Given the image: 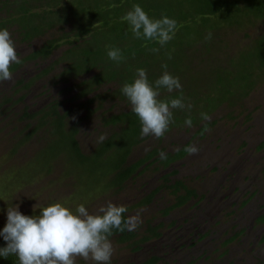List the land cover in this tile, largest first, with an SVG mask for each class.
<instances>
[{
  "label": "rangeland",
  "instance_id": "1",
  "mask_svg": "<svg viewBox=\"0 0 264 264\" xmlns=\"http://www.w3.org/2000/svg\"><path fill=\"white\" fill-rule=\"evenodd\" d=\"M50 1L0 0V29L11 33L20 57L46 41L56 42L46 58L25 60L12 71L11 81L0 83V230L6 224L8 206L19 204L22 214L32 216L55 202L73 211L83 203L90 213L112 202L126 206L127 217L139 212L142 223L130 231L132 236L126 241L110 237L114 249L111 264H138L152 255L159 258L153 264H264V221H258L264 213V67L258 66L253 43L264 31V20L238 11L228 16L208 15L202 22V15L194 14V0H180L183 9L193 15L178 19L170 42L171 50L175 49L171 59L155 61L151 54L141 53L142 57L126 58L120 67L110 60V74L116 71L126 76L124 65L136 73L141 64L153 82L166 63L168 72L179 77L185 101L193 105V127L184 125L187 111L174 110V123L163 139L149 136L129 145L132 136L127 124L103 121V117L130 111L120 84L102 82L86 90L87 94L77 95V89H66L70 83L54 81L65 71L62 51L73 40L91 37V33L76 37L73 32L82 21L79 8H88L93 0ZM159 1L166 0H156L157 4ZM67 2L75 13L66 7ZM151 3L140 2L143 10H149ZM28 10L42 13L51 23L29 41H21V30L28 31ZM157 10L162 12L160 6ZM209 32L212 39L206 42ZM127 39L133 43V36ZM94 41L88 39L90 44ZM42 68L47 71L41 73ZM105 69L99 74H107ZM97 72L93 67L70 82ZM19 80L27 86L21 87ZM167 94L162 91L161 96ZM71 96L77 102L94 97L86 104L88 110L69 113L63 126L41 116L55 100L59 101L58 112H64L75 103ZM197 110L211 116L201 132L197 129L203 121ZM71 130L84 155L81 158L71 147ZM117 130L97 143L100 135L108 137ZM185 143L195 144L199 153H185L160 165L161 151L172 153ZM128 146L124 162L117 167ZM152 152L157 153L147 158ZM130 165H134L130 174L118 177L119 170ZM176 180L193 189L196 197L167 209L175 199L166 185ZM148 225L158 235L151 236ZM147 234L150 237L141 240ZM5 246L0 237V247ZM76 264L91 262L77 259Z\"/></svg>",
  "mask_w": 264,
  "mask_h": 264
},
{
  "label": "clouds",
  "instance_id": "2",
  "mask_svg": "<svg viewBox=\"0 0 264 264\" xmlns=\"http://www.w3.org/2000/svg\"><path fill=\"white\" fill-rule=\"evenodd\" d=\"M120 19L127 23L134 39L159 45L148 49L153 54H158L174 39L178 28L177 21L167 15L162 14L159 19L150 18L139 4H133ZM211 39L212 33L209 32L205 41ZM106 50L108 59L117 66L125 61L121 49L106 45ZM171 58L169 53L168 59ZM21 63L11 33L0 29V83L11 81L12 66ZM161 67L163 72L154 82L149 81L146 69H136L133 81L125 82L120 89L131 112L139 120L141 139L149 136L163 139L174 123V110L187 111L189 115L184 125L193 127L190 115L193 105L185 101L179 77L168 72L166 63ZM162 91L168 94L179 92L180 95L161 99ZM200 119L209 122L211 116L201 112ZM105 139L106 135H100L97 143ZM184 151L196 155L200 149L195 144H189ZM159 156L161 160L167 159L163 151ZM19 207V204L7 207L6 224L0 230V237L6 244L0 247V257L7 259L15 256L18 264H76L77 259L90 261L91 264H111L114 249L110 237L113 232L133 231L142 223L139 212L126 218L127 207L112 202L99 207L95 213H90L83 203L73 211L55 202L40 208L39 215L32 216L22 214ZM36 209L37 205L33 211Z\"/></svg>",
  "mask_w": 264,
  "mask_h": 264
},
{
  "label": "trees",
  "instance_id": "3",
  "mask_svg": "<svg viewBox=\"0 0 264 264\" xmlns=\"http://www.w3.org/2000/svg\"><path fill=\"white\" fill-rule=\"evenodd\" d=\"M141 1L142 0H93L90 2V6L88 8L80 7L79 9L81 10L79 12H81L82 21H80L76 26H74L75 31L73 32V36L79 37L91 33L90 34L91 37L88 38L89 35L86 38L82 36L81 39L73 40L72 42L68 38H65L67 43L71 42L68 48L62 51V58L66 61L63 67L65 71L59 72L58 76L55 77L54 81L55 82L63 81L65 83H70L69 85L71 86L67 87L66 89H70L71 87L72 89H77L78 90L77 95L87 94L86 90L89 91L90 88L94 86L96 87L102 82L114 81L118 85L120 84L119 90L121 89V87L125 82H129V83L132 82L135 77V70L131 71L132 69L130 68L131 69L130 70L127 65H124L125 68H123L124 72L127 71L126 76H124V74L119 75L118 72L115 73L116 71L112 72V74L108 72L110 68L109 66L111 64L109 63L110 60L107 57L106 45H110L121 49L125 58H129L130 56H135L136 58L142 57L141 53H143L144 56L146 57H148V55L151 54L153 60L157 61L159 59L167 58L169 53H171L172 56L175 49L174 51L171 50L172 47H170L171 46L170 42L164 48H162L158 54H153L148 49L152 47H159L158 44L137 40L134 38L132 44H130V42L127 41L128 37L129 38L132 37L131 36L132 33L129 30V26L127 25V23L121 22L120 18L123 15H125L127 11L131 9L133 4L141 5L140 4ZM185 1L187 2V0ZM194 1H195L194 14L198 13L202 15L201 18L202 22L208 18V15L214 16L217 13L218 14L224 13L225 16H228L229 13H236L238 11L240 12L242 11L247 14L249 13L254 17L264 20V0H194ZM50 2H54V0H51ZM67 4L68 6H66ZM67 4H65L64 6H66L69 10L71 9L72 10V11L70 10L71 12L75 13L74 6L72 5V3L67 2ZM113 5H115V7H113ZM184 5L185 4H182L180 0L159 1L158 4L156 0H152V3L148 5L150 9L149 10L145 9L144 11L149 15L150 18H154V19H159L161 18L162 14L167 15L172 12L174 13V16L170 17L167 15L169 18L175 19L176 21H178V19L185 20L186 18L191 17L190 15L193 14L186 11V9H183V7L186 8ZM158 6L162 8L161 13H159L157 10ZM49 12L50 11H45V14ZM41 14L28 10V19L30 21L28 24V31L25 30L24 32H22L21 30L20 32L21 41H29L32 37L39 34L43 30V28L45 29L46 26L50 25L51 20H48V18L44 19V17L42 16L43 14L42 15ZM41 17H43L44 22L41 20ZM40 24H41V28H40ZM2 25L3 23L0 22V26ZM94 28H96L95 32H94ZM91 30L92 32H90ZM63 35L67 37L66 33H63ZM93 38L95 39L94 43L93 44L88 43V39L91 40ZM55 43H56L55 40L52 39L44 42L39 48L34 49L28 54L20 57L22 63L27 59L35 60L37 58L38 59L46 58L51 48L55 45ZM253 43L256 45L255 49L257 53L255 56L258 66L264 67V31L260 36H258L254 40ZM145 44H147V47H145ZM76 55H78L79 58L75 57ZM146 57H143V59L144 60L148 59ZM73 62L75 63V65L74 67H71L70 65H72ZM19 65L14 64L11 68V71L16 70ZM137 65L138 68H140L141 64H137ZM93 67L98 69V72L96 74H93L89 78L82 79L77 83L70 82V79L72 77L81 75L82 73L89 71ZM105 67L108 68L105 69L107 71V74H105L104 76L100 75L99 72ZM45 71H47L46 68L40 69L41 73H44ZM18 82L21 83V80H19ZM20 85L21 87H26L27 83L25 84L21 83ZM169 95H171V97H176L179 96V93L167 94L166 96H161V99L167 98L169 97ZM70 98L74 100L76 97L71 96ZM92 98H88L85 102H77L74 100L75 103L72 104L68 109H66L62 113H59L58 110L56 109L57 105L59 104L58 103L59 101L55 100L48 104L47 107L48 109L45 112H43L41 116L44 118L48 116L51 119L50 121L54 122L59 126L60 125L63 126L64 119L69 113H73L79 109L88 110V105L86 104L90 102ZM201 112H206V111H201ZM201 112L200 111L196 112L198 118L200 117ZM26 116L30 117L32 115L26 113ZM191 118L193 120V116H191ZM103 121L107 124L109 123L117 124L120 122L127 124L126 129L128 130V134L132 136L129 145L136 143L140 139L141 126L138 118L136 117L135 114L131 112V110L128 112H119L117 114H112L110 116L103 117ZM205 124H206L205 122L201 123V125L198 126L197 131L201 132L204 129ZM118 131L119 130L113 131L112 134H110L107 138H111ZM68 134L70 135L69 137L70 143L74 153L78 155V157L80 158L83 157L84 155H82L79 152L77 144L73 138V130L69 131ZM186 146L188 145L185 143L172 153L166 152L167 155L166 160H161L159 156L158 158L160 160L159 162L160 165L166 166L170 162L180 159L186 153L184 151V148ZM261 146L262 144H260V147ZM129 149L130 146H128V149L123 151V155H121L117 167H120L122 165V163L124 162L125 155L128 153ZM156 153L157 152H152L150 154H147L146 157L147 158L151 157L153 154ZM133 167L134 165H130L121 168V170H119L118 172V177L122 178L124 176L129 175ZM262 172L264 176V167ZM163 178L165 180V175L163 176ZM166 187H169L171 189V193L173 194L175 199L174 202L170 204V206L167 209H172L181 205L183 202L187 200V198L196 197L195 191L191 188H187V186H185L179 180L168 183ZM180 190L182 191V193H178V191ZM258 221H264V213L258 217ZM148 231L150 232L151 236L158 235V233L155 232L154 227L151 225H148ZM150 235L147 234L145 236H142L141 240L148 239ZM112 236L115 237L118 241H126L132 236V233L127 230L124 231L123 233L114 231ZM158 259L159 258L157 256L152 255L138 264H153ZM0 264H18V262L15 256H10L7 259L0 257Z\"/></svg>",
  "mask_w": 264,
  "mask_h": 264
},
{
  "label": "flooded vegetation",
  "instance_id": "4",
  "mask_svg": "<svg viewBox=\"0 0 264 264\" xmlns=\"http://www.w3.org/2000/svg\"><path fill=\"white\" fill-rule=\"evenodd\" d=\"M183 204V203H182Z\"/></svg>",
  "mask_w": 264,
  "mask_h": 264
}]
</instances>
